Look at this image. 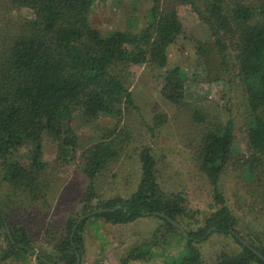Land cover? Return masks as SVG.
<instances>
[{"label": "trees", "instance_id": "obj_1", "mask_svg": "<svg viewBox=\"0 0 264 264\" xmlns=\"http://www.w3.org/2000/svg\"><path fill=\"white\" fill-rule=\"evenodd\" d=\"M107 1L0 0V183L9 187L15 201L45 200L50 166L42 160L45 140L58 149L56 163L76 158L77 138L71 127L76 113L88 123L100 116L120 122L125 110H138L129 90L132 66H147L156 73L161 97L181 107L189 76L179 66L168 68V47L187 32L179 18L181 7L190 9L212 39L196 44L203 79L223 82L233 75L241 85L245 150L233 151L237 130L231 102L224 108L225 121L189 112L197 132L190 142L192 157L212 188L214 206L203 222L191 227L188 222L193 216L185 198L167 194L158 183L149 147L138 154L141 178L135 191L128 198L93 203L98 177L133 139L128 127L117 124L80 155L89 195L85 207L67 218L64 233L53 246L54 259L52 254L35 255L27 231L11 221L15 210L9 201L0 205V228L8 225L12 240L5 231L8 250L0 264L12 256H35L37 264H76V253L82 256L83 251L82 231L89 221L127 225L143 218L158 219L162 225L145 249L130 250L120 264L151 261L156 256L152 249L168 241L174 242L158 254L165 257V251H170L163 264H205L196 245L213 235L230 238L234 247L220 250L212 264H264L255 254L264 257V224L260 222V231L248 222L242 232L222 188L225 177L235 178L236 186L246 184L247 194L263 206L260 213L264 214V0H146L144 27L103 33L92 26L89 16L94 6ZM21 10L30 17L14 19ZM223 84L229 88L232 83ZM166 123L167 117L157 113L147 127L153 133ZM116 207L81 221L71 238L79 217ZM160 214L180 224L187 237Z\"/></svg>", "mask_w": 264, "mask_h": 264}, {"label": "rangeland", "instance_id": "obj_2", "mask_svg": "<svg viewBox=\"0 0 264 264\" xmlns=\"http://www.w3.org/2000/svg\"><path fill=\"white\" fill-rule=\"evenodd\" d=\"M149 3L146 0H108L92 8L89 16L92 26L103 33L115 30L133 31L144 27L145 11ZM29 18L27 10L14 13V19ZM179 18L187 31L168 47V68L179 66L189 76L185 85V97L181 107L166 102L160 95V83L156 73L147 66H132V79L129 90L133 95L138 110H125L120 122L114 118L100 116L98 120L88 123L81 113H76L71 127L77 138L76 158L69 163H56L57 147L49 140L44 141L42 160L49 163L45 176L49 187L44 201L31 204L24 197L14 199L5 183H0V205L8 204L15 212L14 222L23 227L29 237L36 256L48 257L53 252L55 241L63 235L67 218L85 207L83 201L88 198V181L84 176L80 159L81 153L96 143L101 133L118 127H128L133 139L121 157L104 170L96 182V195L93 203L116 197L128 198L137 188L140 178L138 154L142 148L149 147L156 161L158 183L169 195H181L187 201V209L192 227L203 222L213 212L212 188L206 177L198 171L192 157L191 140L196 138V128L188 119L189 112L196 110L207 118H219L225 121V107L232 103V116L236 124L234 153L245 150L244 127L242 121L243 90L233 75L223 82L205 80L201 60L196 52L197 43L212 42L207 28L197 19L188 7L179 9ZM216 74V73H215ZM222 77V75H221ZM214 78L212 75L211 79ZM231 80L228 88L223 83ZM167 117L165 126L149 132L148 125L157 114ZM119 122V123H118ZM191 145V146H190ZM195 143H193V146ZM25 158L26 151L21 152ZM23 160V159H22ZM235 178L225 177L223 191L227 204L239 220V229L244 232L246 224L257 226L264 224L263 208L247 194L246 184L235 185ZM25 202L21 207L20 203ZM193 212L196 214L193 215ZM80 218V217H79ZM186 225V223H184ZM6 225V224H5ZM155 218H143L127 225H112L102 220L89 221L83 231V251L80 264H120L127 253L134 248H144L151 241L154 232L161 226ZM8 230L10 228L6 225ZM5 230L0 228V258L8 250ZM7 233V232H6ZM11 234V233H10ZM174 241H168L160 248H153L156 255L148 262H131L130 264H163L165 257L159 256L163 247ZM205 264H212L220 250L234 247L230 238L213 235L196 245ZM148 247H146L147 249ZM177 250H171L175 255ZM50 258V257H49ZM51 259H54L52 254ZM5 264H37L35 256H12Z\"/></svg>", "mask_w": 264, "mask_h": 264}, {"label": "water", "instance_id": "obj_3", "mask_svg": "<svg viewBox=\"0 0 264 264\" xmlns=\"http://www.w3.org/2000/svg\"><path fill=\"white\" fill-rule=\"evenodd\" d=\"M117 209H118L117 207L114 208V209H111V210H108V209H98V210H94V211H92V212L86 213L85 215L81 216V217L78 219L77 224H76L75 228H74L73 231H72L71 238L73 237V234H74V231H75L77 225H78L81 221L86 220V219H89V218L93 217V216L96 215V214H99V213H106V212H113V211H115V210H117ZM159 216H160L161 218L165 219L169 224H171L172 226H174V227H175L176 229H178V230H179V231H180L185 237H187V234H186V232H185V229H184L180 224H178V223L175 222V221H172L171 219L165 217V216L162 215V214H160ZM5 226H6V225H5ZM6 232H7L8 237L10 238V240H12V238H11V234H10V231L8 230L7 226H6ZM254 252H255V251H254ZM255 254L257 255V257H258L259 259H261V260L264 262V257H263V256H261V255H260L259 253H257V252H255ZM76 258H77V262H76V264H80V255H78L77 253H76ZM45 263H46V264H54V263H50V262H47V261H45Z\"/></svg>", "mask_w": 264, "mask_h": 264}]
</instances>
